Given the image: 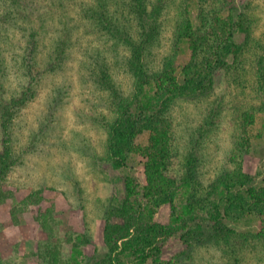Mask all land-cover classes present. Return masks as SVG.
Masks as SVG:
<instances>
[{
  "label": "rangeland",
  "instance_id": "1",
  "mask_svg": "<svg viewBox=\"0 0 264 264\" xmlns=\"http://www.w3.org/2000/svg\"><path fill=\"white\" fill-rule=\"evenodd\" d=\"M194 1L189 9L196 22ZM91 2L0 0V89L4 97L25 86H31L35 93L16 111L11 124L17 160L4 181L7 197L0 201V264H50L41 255L39 242L45 235L35 218L46 208H51L56 219L54 228L80 245V253L66 264H100L106 253L105 214L114 199L121 197L127 174L142 179L138 158L120 170L103 159L104 124L109 112L107 93L92 74L94 61L97 56L103 58L124 91L129 90L130 76L124 66L127 51L123 44L91 27L85 15ZM209 3V7L218 8L214 0ZM165 4L146 56L152 69L160 67L163 58L173 52L184 0H166ZM247 6L255 15L252 37L264 42V0H234L237 11ZM31 39L36 45L33 50ZM61 42L65 45L59 60ZM252 69L249 55L231 62L214 88L177 100L170 111L174 168L181 167L185 155L192 152L201 193L238 161L255 182L264 180L262 113L257 114L250 148L237 151L239 114L259 105ZM34 193L41 196L40 203L22 207L23 199ZM176 202L181 205L186 198L179 197ZM169 217V205L161 206L156 220L165 224ZM199 217L206 225L204 216ZM232 226L251 231L256 229L257 220L247 217ZM220 247L208 240L194 244L191 257L178 256L183 245L177 233L164 242L162 258L178 260L177 264H264L260 247L240 251L236 263Z\"/></svg>",
  "mask_w": 264,
  "mask_h": 264
},
{
  "label": "trees",
  "instance_id": "2",
  "mask_svg": "<svg viewBox=\"0 0 264 264\" xmlns=\"http://www.w3.org/2000/svg\"><path fill=\"white\" fill-rule=\"evenodd\" d=\"M190 1L184 0L181 7L173 52L157 69L148 66L146 56L166 0H92L85 11L96 32L123 44L127 51L124 66L130 76L128 91L115 81L103 58L97 56L92 67L95 82L107 93L109 117L104 124L103 159L116 170L126 168L133 158L142 165V179L127 174L121 197L114 199L105 214L106 253L100 264H177L178 260L162 258L164 242L177 233L183 245L177 255L185 258L191 257L194 244L208 240L221 246L234 263L244 249L264 250V180L255 182L238 161L235 168L217 176L201 193L192 152L185 155L181 167L174 168L172 107L181 98L214 88L231 62L251 57L259 99L258 108L250 107L239 114L237 151L250 148L257 114L264 115V42L252 37L255 15L249 6L237 11L234 0H214L218 8L209 7V0H195V22ZM34 42L29 41L31 50L36 48ZM64 45L60 43L59 60ZM3 93L0 89V201L7 197L4 181L17 160L11 124L16 111L35 95L31 86L10 97ZM179 197L186 198V203L178 205ZM40 201L38 193L30 194L21 206ZM163 205L170 208L165 224L156 220ZM200 214L206 225L200 222ZM247 217L256 218L255 230L240 231L232 226ZM35 218L45 235L39 243L48 263L66 264L80 253L79 244L54 228L56 219L51 208L39 210ZM77 238L81 239L80 234Z\"/></svg>",
  "mask_w": 264,
  "mask_h": 264
}]
</instances>
